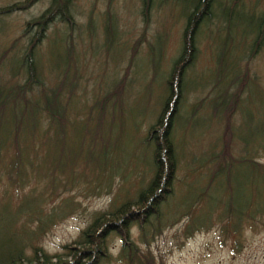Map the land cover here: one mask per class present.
Wrapping results in <instances>:
<instances>
[{
  "label": "rangeland",
  "instance_id": "374dc122",
  "mask_svg": "<svg viewBox=\"0 0 264 264\" xmlns=\"http://www.w3.org/2000/svg\"><path fill=\"white\" fill-rule=\"evenodd\" d=\"M20 1L0 0V8ZM231 2L233 0H214L213 4L228 6ZM48 4L49 0H36L24 11L0 17V88L9 89L22 84V71L16 72V67L32 34L21 38L24 24L37 17ZM194 4L195 0H72L70 13L73 28L68 29L58 21L48 26L34 57L39 80L44 86L42 90L46 94L52 90L58 92L59 103L65 110L66 137L62 149L64 152L76 149L77 122L81 121L89 122L81 131L95 143L92 145L89 138L79 139L82 142L81 160L88 150L92 155L101 156L97 151L105 146L106 149L102 153V165L98 162L93 174L84 169V166L91 168L89 159L79 163L85 176L78 180L84 183L69 186L68 191L61 195L62 198L71 197L79 208L42 237L39 246L44 252L51 255L61 252L60 247L75 241L95 214L134 200L151 179L152 145L147 144L145 138L167 96L165 83L180 51L186 16ZM212 11V23H203L199 27L195 58L182 76L181 98L171 130L177 172L172 194L159 207L161 218L178 217L172 212L173 209L179 211L183 205V185L191 183L193 190L205 186L207 174L197 169L204 161L201 156L206 152L216 153L221 147L223 122L216 123L219 114L212 115L211 106L219 91L214 81V59L217 57L214 58L216 51L213 55V49L215 41L224 38V33L217 34L224 22L218 21L221 16L219 11L214 8ZM226 13L222 12L224 18ZM229 13L232 55L241 61L238 62L240 75L247 68L246 87L240 97L242 110L239 106L230 118L234 136L229 153L235 159L256 157L252 160L264 163V42L253 53L251 47L256 36L251 33L254 26L248 25L250 21L253 25L264 20V0H239ZM69 42L70 59L57 55L60 49L67 51ZM63 67L64 71L60 74ZM204 82L207 85L203 86ZM30 96L36 98L38 90L34 89ZM100 101L105 104H99ZM42 124L47 128V120ZM47 133L50 134V131ZM33 137L43 139L40 133ZM29 144L35 145L36 142L30 141ZM54 146L55 142L45 149L52 150ZM10 151L13 152L12 145ZM54 154L59 156V153ZM7 157L8 154L3 164H6ZM74 170H80L78 165ZM99 171L102 173L97 178L101 179L97 181L95 177ZM58 173L56 170L51 174L55 178ZM240 173L239 185L232 193L236 202L264 201V185L263 193L257 194L260 183L254 171L251 173L246 167L240 169ZM57 177L61 179V176ZM4 184L10 186L8 181ZM3 187L0 185V191ZM208 198H213V194L209 193ZM13 211V203L1 195L2 244L9 236L20 235L11 227ZM206 212L196 209L191 217L194 221L206 223ZM209 218L212 227L191 232V236L186 238L182 234L189 223L188 217L165 228L151 241V255L162 264H264V225L244 224L239 237L240 245L233 250L234 236L224 237L214 214H210ZM129 230L130 238L136 242V228L131 225ZM119 248L118 238L110 234L106 240L107 258L102 259L100 264H122L117 259Z\"/></svg>",
  "mask_w": 264,
  "mask_h": 264
},
{
  "label": "trees",
  "instance_id": "16d2710c",
  "mask_svg": "<svg viewBox=\"0 0 264 264\" xmlns=\"http://www.w3.org/2000/svg\"><path fill=\"white\" fill-rule=\"evenodd\" d=\"M35 1L22 0L1 7L0 17L24 11ZM238 1L233 0L228 6L219 4L215 6L214 0H205V2L195 0V4L186 16L181 32L180 51L171 65L165 83L167 96L145 138V142L152 145L153 164V174L145 188L134 200L125 201L109 211L95 214L92 221L79 232L75 241L60 247L61 252L52 255L44 252L39 246L42 237L53 226L71 216L74 210L79 208V204L73 202L71 197L62 198L61 195L68 191L69 186L84 183L78 180L85 176L84 169L93 174L96 164L99 162L102 165V153L105 152L106 146L97 151L101 156L92 155L91 150H88L81 160L82 142L80 143L79 139L89 138L85 137L81 131L89 125V122L81 121L77 122L79 129L76 128L78 135L76 149L63 151V141L66 137L65 110L59 103L58 92L51 89L50 94H46L42 90L44 86L39 80L35 63V50L44 39V33L50 24L58 21L68 29L73 28L70 13L72 0H49L48 7L43 12L24 24L21 38L24 39L32 33L16 67V72L22 71L24 80L21 85L12 86L9 89L0 88V185L4 186L0 196L3 195L6 201L13 203L14 217L11 227L20 232L19 236H9L3 244L0 243V264H100L102 259L107 258L106 240L110 234L115 235L120 242L117 259L122 264H162L151 255L150 243L155 235H159L165 228L174 226L183 217H188L189 221L182 234L186 238L191 236V232L212 227L209 215L214 214L215 222L219 224L218 228L222 235L234 236L233 250L240 245L239 237L244 224L264 225L263 200H244L240 204L236 202L232 194L235 187L239 185L240 169L243 170L246 167L251 173L254 171L260 183L257 194L263 193L262 185H264V163L252 160L256 157L241 156L235 159L229 153L232 136H234L230 118L241 105L240 97L246 87L247 78L246 67L243 74H239L238 62L241 61L232 55L233 40H230L229 35L231 23L229 12L233 11ZM145 6L146 2L143 3V7ZM213 8L221 15L218 18L219 23L224 22V26L217 31L218 35L221 32L224 33V38L222 41H215L216 46L213 49V55L216 51L214 58L217 57L214 59V81L219 91L216 92L218 96L211 106L212 115L219 114L216 123L223 122L220 135L221 147L216 153L206 152V155L201 156L204 161L197 169H202L207 174L205 186L200 190H193L191 183L183 185L181 197L183 205L179 211L173 209L172 212L177 213L178 217L161 218L159 207L172 194L177 172L171 130L181 98L182 76L184 70L195 58V42L199 27L203 23L206 25L212 23ZM222 12H227V17L224 18ZM248 25L254 26L251 33H255L256 37L253 39L251 49L253 53H256L264 42V20L253 25L250 21ZM70 43H68L67 51L60 49L56 54L65 55V59H70ZM62 71L64 67L60 69V74ZM205 85H207L206 82L203 83V86ZM34 89L38 90V96L32 99L30 95L33 94ZM99 104L102 105L105 102L100 101ZM239 110H242L241 106ZM46 120L47 128L42 124ZM96 123L99 124V121ZM47 131H50V134ZM38 133L43 135L42 140H36L33 137ZM30 141L36 144L31 145ZM88 141L92 145L95 144L92 138ZM53 142H55L53 149L46 151L45 147L48 149ZM244 144L246 146V143ZM50 151H56L54 153H59V156ZM6 154L9 157L6 159V164H3ZM84 159L86 161L89 159L88 164H91V168L88 169L86 166L82 168L79 163H84ZM77 165L80 170L75 171L74 168ZM56 170L59 173L54 178L51 173H55ZM101 173L102 171H99L95 177L97 181L101 179L97 178ZM242 175L241 172L240 176ZM57 176H61L62 181ZM4 181H8L10 186L4 184ZM209 193L213 194V198H208ZM196 209L207 210L206 223L194 221L191 217L192 211ZM131 225L138 232L136 242L130 238Z\"/></svg>",
  "mask_w": 264,
  "mask_h": 264
}]
</instances>
